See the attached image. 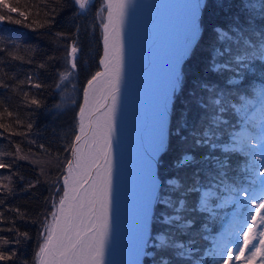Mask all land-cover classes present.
Segmentation results:
<instances>
[{"label":"snow or ice","instance_id":"snow-or-ice-1","mask_svg":"<svg viewBox=\"0 0 264 264\" xmlns=\"http://www.w3.org/2000/svg\"><path fill=\"white\" fill-rule=\"evenodd\" d=\"M89 2L74 0L80 9H85ZM130 2L118 0L114 4L108 0V23L104 24L105 56L109 55V25L118 23L119 36L129 20ZM217 6L223 7V0H217ZM207 7L208 0H185L183 41L171 64L158 133L152 147L146 152L150 169L158 164V155L165 148L168 104L170 100L174 102L175 96L184 90L183 62L191 59L204 34L201 20ZM0 8L7 9L8 13L17 12L16 7H10L4 0H0ZM114 8L118 21L113 19ZM19 14L24 15L23 12ZM4 19L5 16L0 15V21ZM8 19L11 20V16ZM14 22L19 23L18 20ZM211 32L205 73L218 79L204 77L193 80L188 103L194 105L197 112L190 124L191 109H186L175 131L182 142L191 138V149L182 150L172 162L173 175L162 182L156 177L151 178L137 241L131 251L133 258L127 264H141V257H149L151 264H173L174 260L185 261L186 264H234V261L241 260L245 250L249 253L246 264H254L258 256L264 257V231L257 234L256 216L250 215L264 209V172H256V169L264 168V0H238L236 11L230 15L228 22L214 25ZM122 48V43L116 47L118 61L112 82L114 94L108 109L107 134L104 136L107 149L105 168L103 174L97 173L98 178L102 176V179H99V184L92 182L91 194L85 191L86 199H81L76 205L69 204L66 208L69 180L67 176L64 177L65 190L58 202L59 214L51 213L54 225H43L46 235L39 249L40 264H112L109 258L113 251L110 241L115 168L111 154L114 117L119 108L117 94L123 84ZM77 51V47L71 48L73 69L76 68ZM101 75L97 72L88 81L89 86ZM61 78L67 79V76L61 74ZM87 95L86 90L85 98ZM32 103L39 106L38 101L33 100ZM84 112L85 109L81 107L80 115L83 116ZM28 127L31 128V124ZM79 127L86 136L82 121ZM81 139V135L75 136V141ZM199 149L207 151L197 155ZM72 154L79 168L81 149H72ZM236 156H243L248 162L240 166L237 161L234 166L232 160ZM3 167L5 164L0 162V168ZM72 167V163L68 162L69 175ZM34 186L31 183L28 185L29 188ZM97 201L100 204L99 229L95 223L82 228L83 217L87 212L91 218ZM230 205H234L236 211L231 213L225 231L220 237L204 236L213 243L212 247L201 251L195 246L196 236L207 231L206 221L222 219L221 210ZM155 206H159V213L155 212ZM244 208H247L248 214L240 211ZM153 218L161 226L156 233L151 230L150 220ZM249 219L251 224H246ZM259 224L264 225V216H260ZM243 227L247 230L242 231L241 241L237 234ZM23 235L27 238V233ZM16 242L19 243V240ZM3 243L10 241L3 240ZM45 255L53 259L46 260L43 258ZM14 256V252L6 255L5 250L0 249V262L12 261ZM260 264H264V259Z\"/></svg>","mask_w":264,"mask_h":264},{"label":"trees","instance_id":"trees-1","mask_svg":"<svg viewBox=\"0 0 264 264\" xmlns=\"http://www.w3.org/2000/svg\"><path fill=\"white\" fill-rule=\"evenodd\" d=\"M4 2L16 7L17 12L8 13L7 9L0 8V15L5 16L0 21V162L5 164L0 168V249L5 250L6 255L14 252L15 256L12 261L0 264H38L37 250L44 237L43 225L55 209L57 193L62 189L65 157L76 135L83 88L99 70L102 46L94 14L101 10L103 1L92 0L85 9H80L74 0ZM237 3L238 0H223V7H218L217 0H208V7L203 11L204 34L191 59L183 62L184 90L169 105L167 143L157 164L161 182L174 174L172 162L181 151L191 149V138L182 142L175 131L186 109H191L190 124L197 112L194 105L188 103L193 80L218 79L205 73L211 29L218 23H227ZM16 20L19 23H15ZM73 46L78 49L75 69L68 59ZM61 74L67 79H62ZM37 84L40 86L36 87ZM33 100L38 101L39 106L33 104ZM205 151L207 149H199L196 154ZM245 159L236 156L232 163L236 166L239 161L242 166ZM30 183L35 186L29 188ZM159 211V206H155V212ZM259 219H256L257 234L263 229ZM221 220L206 221L207 228L217 229ZM151 226L153 233L161 227L154 218ZM204 236L208 234L203 232L196 236V247L205 246ZM3 240L10 243L4 244ZM259 258L263 257L258 256L255 264ZM142 264H151L150 258L143 257ZM173 264L186 262L174 260Z\"/></svg>","mask_w":264,"mask_h":264},{"label":"bare ground","instance_id":"bare-ground-1","mask_svg":"<svg viewBox=\"0 0 264 264\" xmlns=\"http://www.w3.org/2000/svg\"><path fill=\"white\" fill-rule=\"evenodd\" d=\"M104 20L101 25L102 52L98 61L97 72L101 76L88 82L83 88V97L79 108L76 135H81V141H75L74 148L79 147L82 153L81 166L76 167V160L69 150L64 161V176L68 177L70 185L90 171L95 173V181L99 184L97 173L103 174L105 168L104 136L107 134L109 122L108 109L112 104L113 77L118 57L116 47L122 43L123 48V84L118 96L119 108L114 117L112 159L115 168V196L112 211V234L110 245L113 248L110 260L112 264H127L133 257L134 248L143 215L145 202L152 177L158 178L156 165L149 168L146 152L152 147L158 133L159 116L164 102L165 90L168 85L171 64L183 41L185 0H131L129 4V20L117 35L118 23L109 25V55L105 56L104 24L108 23V0H104ZM115 4L118 0H112ZM113 19L118 21L117 10L113 9ZM104 60V63H101ZM96 72V73H97ZM94 73L90 80L94 76ZM87 90V98L85 91ZM87 99V103L85 100ZM168 104V116L169 105ZM85 109L80 115V109ZM170 119V118H169ZM83 122L85 136L80 132ZM169 123V120H168ZM168 126V124H167ZM167 138V136H166ZM167 143V140H166ZM73 148V149H74ZM68 162L72 163L69 175ZM90 181L76 192V201L86 199L85 191L92 192ZM61 187L64 188L61 184ZM58 195L55 201V211L59 214ZM69 202H66L67 208ZM94 213L85 214L82 228L95 223L97 229L101 224L100 209L94 204ZM151 215V212L149 213ZM151 221V220H150ZM79 224V221H76ZM152 228V226H151ZM45 238V237H44ZM44 244V239L41 240ZM51 261L52 256L43 257ZM40 262V258H39ZM143 258L141 257V264Z\"/></svg>","mask_w":264,"mask_h":264},{"label":"rangeland","instance_id":"rangeland-1","mask_svg":"<svg viewBox=\"0 0 264 264\" xmlns=\"http://www.w3.org/2000/svg\"><path fill=\"white\" fill-rule=\"evenodd\" d=\"M92 2V0H90V2L89 3H91ZM89 3L86 5V8H87V6L89 5ZM104 6V5H103ZM95 17H94V23H95V25H97V28H98V30H99V32H100V36L102 35L101 34V23L103 22V20H104V16H105V14H104V7H102L101 8V10L99 11H96L95 12ZM101 40H102V36H101ZM76 122H77V119H76ZM78 123V122H77ZM168 130V129H167ZM76 131H77V129H76ZM243 157V156H242ZM248 162V159L246 158L245 160H244V164L245 163H247ZM256 172H257V174H259L260 172H264V168H258V169H256ZM159 178V177H158ZM61 181H62V179H61ZM159 181H160V179H159ZM161 182V181H160ZM62 184V183H61ZM63 188V187H62ZM61 191H62V189L57 193V196H56V201L58 200V195L61 193ZM252 207H254V205L252 206ZM236 211V208H235V206L234 205H230L228 208H225V209H223V210H221V212H220V216L222 215L223 217H222V220H221V222L219 223L220 225H219V227L217 228V229H215V230H210L209 228H207V231H206V233L208 234V235H210V236H212V237H220L221 236V234L225 231V229H226V227H227V225H228V221H229V219L231 218V213H233V212H235ZM240 211L242 212V213H245V214H248V210H247V208H244V209H240ZM53 212H56L55 211V209L53 210ZM250 215H253V216H256V219H259L260 218V216H264V209H259L258 210V212H251L250 213ZM48 220L49 221H47V225H53V223H54V220H53V217H52V215L50 216V218H48ZM251 220L249 219V220H247L245 223L246 224H251ZM43 230H44V228H43ZM247 229H246V227H243L242 229H241V231H240V233H238L237 234V238H239L241 241H242V231H246ZM262 231H264V225H263V229H261ZM45 235H46V233L44 232V237H45ZM44 237H43V239H44ZM42 243V242H41ZM212 240L211 239H207V241H206V243H205V246L201 249V251H203L205 248H210V247H212ZM242 246V245H241ZM198 248V247H197ZM248 252V250H245V253H244V256H242L241 257V260L240 261H234V264H246V263H244L245 262V258L249 255V253H247ZM235 254V253H234ZM261 259H264V257L263 258H259V260H258V264H260V262H261ZM255 264V263H254Z\"/></svg>","mask_w":264,"mask_h":264},{"label":"water","instance_id":"water-1","mask_svg":"<svg viewBox=\"0 0 264 264\" xmlns=\"http://www.w3.org/2000/svg\"><path fill=\"white\" fill-rule=\"evenodd\" d=\"M103 1H104V0H103ZM70 53H71V49H70L69 54H68L69 64L71 65L72 56L70 55ZM82 97H83V95H82ZM77 117H78V116H77ZM77 129H78V127H77ZM76 132H77V131H76ZM74 142H75V138H74V140H73V142H72V147L70 148L71 151H72V149H73L74 146H75ZM165 145H166V144H165ZM163 151H164V150H162V151L160 152V154H161ZM160 154L158 155V157L160 156ZM155 172H157V164H156ZM64 174H65V170H64V173H63V175H62V181H61L62 186H63V183H64V177H65ZM89 174H90V171L84 173L83 177L79 178V179L76 181V183L73 184V186L70 185V187H69V199H68L67 203L69 202V204H74V202L76 201V197H75V196H76V192H78L79 189L84 188L85 185L88 184L90 181H91V182L95 181V173H94V175L91 174V176H90ZM85 181H87V182H85ZM63 189H64V188H63ZM95 206L98 208V210L100 209V204H99L98 201L95 203ZM56 212H57V211H56ZM61 223H63V217H61ZM150 224H151V221H150ZM53 225H54V223H53ZM41 244H42V243H41ZM41 244H40V246H39V248H38V250H37L38 254H39V249H40V247L43 246V245H41ZM39 258H40V256L37 255V263H38V264H40V262H39ZM55 258H56L57 260L59 259V255H58V253L55 254ZM142 258H143V257H142Z\"/></svg>","mask_w":264,"mask_h":264}]
</instances>
